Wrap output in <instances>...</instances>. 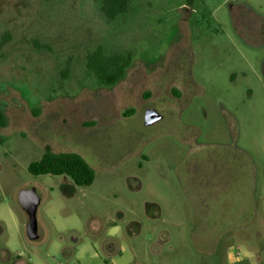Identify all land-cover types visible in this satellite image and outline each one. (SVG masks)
<instances>
[{"label":"rangeland","instance_id":"374dc122","mask_svg":"<svg viewBox=\"0 0 264 264\" xmlns=\"http://www.w3.org/2000/svg\"><path fill=\"white\" fill-rule=\"evenodd\" d=\"M101 6L0 0V264H264V0ZM98 49L131 57L114 85L87 66ZM48 151L93 184L33 175Z\"/></svg>","mask_w":264,"mask_h":264},{"label":"trees","instance_id":"16d2710c","mask_svg":"<svg viewBox=\"0 0 264 264\" xmlns=\"http://www.w3.org/2000/svg\"><path fill=\"white\" fill-rule=\"evenodd\" d=\"M100 1L102 12L108 20H115L128 11L130 0H96ZM131 57L114 55L106 58L102 49H98L88 58L87 66L95 74L101 85H114L121 80L130 64ZM115 68L114 72L111 70ZM6 123L0 113V125ZM33 175H67L71 177L78 187L90 186L95 180V171L91 165L77 153L72 152H46L41 160L34 161L29 166Z\"/></svg>","mask_w":264,"mask_h":264},{"label":"water","instance_id":"95a60500","mask_svg":"<svg viewBox=\"0 0 264 264\" xmlns=\"http://www.w3.org/2000/svg\"><path fill=\"white\" fill-rule=\"evenodd\" d=\"M161 118L154 109H148L145 113L146 125H152ZM41 197L35 187L23 189L19 193V204L28 216L27 236L34 241L39 238L37 212L41 204Z\"/></svg>","mask_w":264,"mask_h":264},{"label":"crops","instance_id":"0c3cea01","mask_svg":"<svg viewBox=\"0 0 264 264\" xmlns=\"http://www.w3.org/2000/svg\"><path fill=\"white\" fill-rule=\"evenodd\" d=\"M109 250V252L111 253V251H113V252H116L117 251V249L116 250H112L111 248H108ZM251 264H255V262L253 263V261H252V263Z\"/></svg>","mask_w":264,"mask_h":264},{"label":"built area","instance_id":"2783aa9c","mask_svg":"<svg viewBox=\"0 0 264 264\" xmlns=\"http://www.w3.org/2000/svg\"><path fill=\"white\" fill-rule=\"evenodd\" d=\"M238 254H240V252H238Z\"/></svg>","mask_w":264,"mask_h":264}]
</instances>
